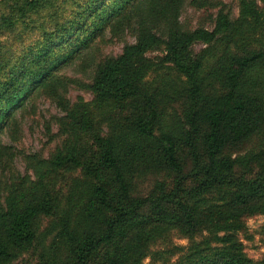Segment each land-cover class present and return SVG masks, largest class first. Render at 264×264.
Returning <instances> with one entry per match:
<instances>
[{"label":"trees","instance_id":"16d2710c","mask_svg":"<svg viewBox=\"0 0 264 264\" xmlns=\"http://www.w3.org/2000/svg\"><path fill=\"white\" fill-rule=\"evenodd\" d=\"M237 8L0 0V264H140L170 229L221 245L170 264H264L233 233L264 215V0ZM114 40L122 53H103ZM77 61L87 79L63 76ZM74 84L92 100H72ZM42 98L62 112L61 141L23 154L22 173L1 135L19 143Z\"/></svg>","mask_w":264,"mask_h":264},{"label":"rangeland","instance_id":"374dc122","mask_svg":"<svg viewBox=\"0 0 264 264\" xmlns=\"http://www.w3.org/2000/svg\"><path fill=\"white\" fill-rule=\"evenodd\" d=\"M228 5H231L234 15H238L237 0H220ZM199 12L191 6H187L183 12L182 20L189 23H196V18ZM134 37L127 35L125 41L134 42ZM125 41L114 40L107 43L102 52L107 55H118L122 53ZM203 45L196 46V49L202 48ZM80 61H77L71 67L65 68L63 76L73 77L75 79H87L83 73L78 72ZM80 69V68H79ZM78 69V70H79ZM70 97L76 100L78 96H82L85 101H91L93 95L82 88H77L78 84L70 86ZM62 115L60 109L52 101L42 98L38 101L36 112L31 113L27 117L22 118L20 125L19 143L12 142L10 134L3 132L1 141L4 144H13L17 152L22 155L17 156L13 166L16 170L24 173L26 169L24 155L32 153H42L47 156L55 146L61 141L60 138H52V134L58 131L56 120ZM19 153V154H20ZM226 192V191H222ZM221 197V199H220ZM226 196L222 198L221 194L214 197L215 201H225ZM264 226V215L259 214L246 218L245 227L243 230L233 231L238 241L243 245L244 255L251 261L264 262V236L262 235V227ZM220 235L224 232H219ZM160 237H154L148 242V248L140 257V264H170L176 261H181L182 258L190 253V247L194 249H203V254L213 255L220 244H215L211 236V232L204 230L201 234L194 237L184 235L177 229H170L166 234H157ZM157 251H160L156 254ZM199 255V254H198ZM19 264H29L20 261Z\"/></svg>","mask_w":264,"mask_h":264}]
</instances>
